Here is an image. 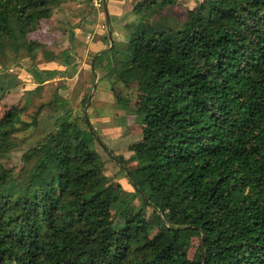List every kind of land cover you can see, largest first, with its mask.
I'll list each match as a JSON object with an SVG mask.
<instances>
[{
    "label": "trees",
    "instance_id": "obj_1",
    "mask_svg": "<svg viewBox=\"0 0 264 264\" xmlns=\"http://www.w3.org/2000/svg\"><path fill=\"white\" fill-rule=\"evenodd\" d=\"M56 4L0 0V53L43 47L29 26ZM175 4L135 3L129 36L98 55L114 57L109 72L133 86L142 120L136 167L120 164L135 194L117 214L121 188L85 120L63 114L15 174L3 159L37 118L17 106L0 117V264H186V231L200 238L194 264H264V0H201L180 19Z\"/></svg>",
    "mask_w": 264,
    "mask_h": 264
},
{
    "label": "rangeland",
    "instance_id": "obj_2",
    "mask_svg": "<svg viewBox=\"0 0 264 264\" xmlns=\"http://www.w3.org/2000/svg\"><path fill=\"white\" fill-rule=\"evenodd\" d=\"M140 1L121 2L122 15H127V26L122 25L126 28L125 38L119 33V30H124L118 19L120 16L115 14L120 13L121 6L119 9L112 8V17L117 21L114 22L117 46L129 36V24L133 25L137 19L133 8ZM176 1L171 12L180 19L186 9L194 7L201 0ZM102 2V8L96 9L92 0H57L49 18L32 22L29 26L28 38L43 44V47H36L33 51L20 48L17 53L8 48L0 53V117L12 106H17L21 108L22 120L37 118V125L15 132L17 145L8 152L3 162L7 167H13L15 174L22 172L25 168L21 161L22 153L42 140L48 130L55 131L63 114L85 120L84 110L92 94L87 116L100 142L107 149L98 143L95 145L105 162L103 173L121 188L120 200L111 209L117 214L123 203L135 194L120 164L127 171L135 169L136 161L132 159V151L128 147L140 141L142 120L133 108L136 100L133 86L123 85L109 72L114 57L113 60L105 57L100 59L94 49L95 42L101 39L105 42L103 51H109L108 32H111L112 37L114 35L103 9L104 0ZM116 3L118 1L107 0V11L108 5L115 6ZM11 25L15 27L14 21H11ZM67 50L69 57L65 56ZM33 69L37 71L33 72ZM46 70L57 72L43 75L42 71ZM111 154L119 163L110 157ZM135 203H140L139 198L136 197ZM146 222L150 236L155 237L160 220L150 207H146ZM183 240L188 244L186 264L196 263L200 257L199 236L193 231H186Z\"/></svg>",
    "mask_w": 264,
    "mask_h": 264
},
{
    "label": "crops",
    "instance_id": "obj_3",
    "mask_svg": "<svg viewBox=\"0 0 264 264\" xmlns=\"http://www.w3.org/2000/svg\"><path fill=\"white\" fill-rule=\"evenodd\" d=\"M113 1H118V3H116V5L115 6H112V5H108L109 7H108V19H107V17H106V19H107V22L109 23V25L113 28V33H114V35H113V39L114 40H116V38H115V34H116V29H115V26H114V22H117V21H114V19H113V17H112V8L114 7V8H116V9H119V7L121 6V9H120V13H118V12H115V14H117L118 16H120V18H118L119 20H120V25L122 26V25H125V27H126V20H125V18H126V16L127 15H125V14H123L122 15V12H123V6H122V1H124L125 2V0H113ZM125 27H123L122 26V28L124 29V30H119V33L121 34V36L123 37V38H125V34H124V31L126 32V28ZM122 38V39H123ZM96 44H94L93 46H94V49L96 50V52H97V55H100L102 52H105V51H103V49H104V43L105 42H103V40H98L97 42H95Z\"/></svg>",
    "mask_w": 264,
    "mask_h": 264
},
{
    "label": "water",
    "instance_id": "obj_4",
    "mask_svg": "<svg viewBox=\"0 0 264 264\" xmlns=\"http://www.w3.org/2000/svg\"><path fill=\"white\" fill-rule=\"evenodd\" d=\"M106 1L107 0H104V8L103 9H104V12L106 14V17L108 19V11H107V8H106ZM108 38L110 40V45H109V48H110L113 45V37H112V34H111L110 31L108 32ZM95 84H96V80L93 83V89L95 87ZM91 99H92V94L89 95L88 100H87V103H86V107H85V110H84V119H85L87 125H89V126H90V122H89V119H88V116H87V109H88V106H89V104L91 102ZM202 255H203V258H204L203 239H202ZM203 264H204V261H203Z\"/></svg>",
    "mask_w": 264,
    "mask_h": 264
},
{
    "label": "built area",
    "instance_id": "obj_5",
    "mask_svg": "<svg viewBox=\"0 0 264 264\" xmlns=\"http://www.w3.org/2000/svg\"><path fill=\"white\" fill-rule=\"evenodd\" d=\"M93 1V5L95 6L96 9L102 8V1L103 0H92Z\"/></svg>",
    "mask_w": 264,
    "mask_h": 264
}]
</instances>
